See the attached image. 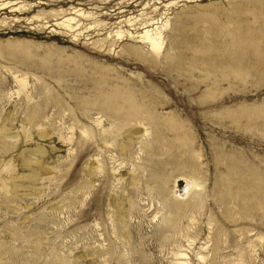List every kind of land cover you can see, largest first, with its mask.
<instances>
[{
	"label": "rangeland",
	"instance_id": "obj_1",
	"mask_svg": "<svg viewBox=\"0 0 264 264\" xmlns=\"http://www.w3.org/2000/svg\"><path fill=\"white\" fill-rule=\"evenodd\" d=\"M165 20L155 56L135 36ZM124 96L155 125L101 134ZM261 183L264 0H0V264H264Z\"/></svg>",
	"mask_w": 264,
	"mask_h": 264
},
{
	"label": "bare ground",
	"instance_id": "obj_2",
	"mask_svg": "<svg viewBox=\"0 0 264 264\" xmlns=\"http://www.w3.org/2000/svg\"><path fill=\"white\" fill-rule=\"evenodd\" d=\"M175 4V2H170L167 5H173ZM166 5V6H167ZM18 7V6H17ZM16 8V7H15ZM76 16H81V17H86L89 15H85V13L83 12H79L77 13ZM135 20V18L133 17H128L126 18V23L129 25H132L131 21ZM78 21L76 20L75 17H64L60 22H57L56 24L58 26H61L62 28H66L68 30L71 31H75L77 30L78 27ZM146 23V21H145ZM168 24V20H165V22L161 25V26H155L151 27V28H147L148 26L143 25L142 28H140L141 32L136 33L135 37H138V42L142 43L143 45H145L149 52L154 54L155 56H158L163 48V40H162V31L164 30V28L167 26ZM74 25V26H73ZM147 25V24H146ZM149 25V24H148ZM133 29V28H132ZM177 33V32H176ZM128 34L129 37L133 38L134 35H132V33L121 30L120 28L112 31L109 33L108 37H110L111 35H113L116 39H120L122 38L123 35ZM254 37H250L246 38V39H242L241 42L245 41V43H252L255 42L254 41ZM115 40V39H114ZM114 42V41H113ZM179 45V44H177ZM180 47V45H179ZM140 48V47H139ZM144 48V47H143ZM141 49V48H140ZM139 49V50H140ZM142 50V49H141ZM140 52V51H139ZM138 52V53H139ZM143 52V51H142ZM141 53V52H140ZM139 53V54H140ZM180 54V53H179ZM178 54V55H179ZM141 55V54H140ZM148 55V54H147ZM237 55V59L238 61H240V55ZM152 56V55H151ZM177 56V55H176ZM17 82L19 83V85L21 87H24V81L21 79H17ZM20 87V88H21ZM114 96L116 97L117 94H114ZM113 96V97H114ZM123 102L126 104V111H124V107L121 108L118 107L117 105L114 106L113 102H111V100L109 99H105V101L102 102V104L100 105V108L102 109V111L104 110L105 113H109V117L113 119L112 125L108 127L107 130H111L110 132H106V128L104 129L103 127L100 129V133L101 134H105V133H112L114 134L113 138L115 139L116 137H118V135H120L119 133L121 131L124 130L125 127H129L130 122H133L134 124H145L143 123V121H147L148 125H150V127L152 128L153 125H155V119L153 117H151V115L149 114V112L145 109H143L140 105L136 104L131 97L129 96H124L123 97ZM85 108V107H84ZM103 111V112H104ZM35 115V112H33L31 114L30 118H33V116ZM40 117V116H39ZM98 121V120H97ZM98 126H100L99 123H97ZM26 130V129H25ZM3 132V131H2ZM148 128L144 129V133L143 134H139L137 137H135L136 139L131 140V138L129 137L126 141L128 142L127 145L129 146V148H131V146L133 145V143L135 142L138 143L140 145V149L144 150L146 153L148 152H152L153 148V142L154 139L152 141V139H148L146 138V136L148 135ZM29 132H26V134ZM91 133V132H89ZM82 134H85L88 136V130H83ZM73 135V134H72ZM149 136V135H148ZM9 137V136H8ZM30 137V136H29ZM74 137V136H73ZM30 139V138H29ZM70 139V138H69ZM126 139V138H125ZM133 141V143H132ZM157 143V142H156ZM121 144V143H120ZM137 144V145H138ZM123 145V143H122ZM135 146V145H134ZM121 147V146H120ZM139 148V146H138ZM123 151V147L120 148ZM41 149H37L34 152L36 153H40ZM139 151V150H138ZM126 153V152H125ZM131 153V152H130ZM135 153V152H134ZM148 155V154H147ZM148 157V156H147ZM124 161V160H123ZM42 162V161H41ZM140 164V163H139ZM138 164V165H139ZM133 166V164H132ZM143 166V165H142ZM141 166V167H142ZM133 169V168H132ZM148 169V167H147ZM138 170V169H136ZM143 172V171H142ZM149 172V170H148ZM35 173V172H34ZM253 177V176H252ZM32 178V177H31ZM192 178V177H191ZM255 179V177H253ZM33 180V179H32ZM133 180V179H132ZM256 180H260L258 177H256ZM133 182V181H132ZM32 184V183H31ZM264 188V183L260 184V187ZM199 187V183L192 179H186V192L185 193H189L191 190L197 189ZM192 192V191H191ZM198 192V191H197ZM196 192V193H197ZM191 194V193H190ZM194 195V191L192 193ZM191 196V195H190ZM196 197V196H195ZM199 202V201H198ZM133 204V202H132ZM197 202L195 199H192L186 203H175V202H170L167 205V214L164 216L163 222L165 224L166 227V231L172 235V233H176L178 231V224L177 221L178 219H180L181 215H185L189 210L195 208V206H197ZM121 219V218H120ZM219 243V242H218ZM217 243V244H218ZM175 256L178 259H184L186 257L185 253L183 251H177V253L175 254ZM198 256V255H197ZM199 259L203 260V256L199 255ZM182 262V261H181ZM244 260L242 259L241 256H239V260L236 262V264H244ZM247 263V262H246Z\"/></svg>",
	"mask_w": 264,
	"mask_h": 264
}]
</instances>
